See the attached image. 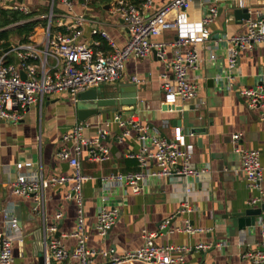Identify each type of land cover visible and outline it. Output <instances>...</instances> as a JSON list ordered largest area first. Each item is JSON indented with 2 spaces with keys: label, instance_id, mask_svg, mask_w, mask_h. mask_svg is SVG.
<instances>
[{
  "label": "crops",
  "instance_id": "1",
  "mask_svg": "<svg viewBox=\"0 0 264 264\" xmlns=\"http://www.w3.org/2000/svg\"><path fill=\"white\" fill-rule=\"evenodd\" d=\"M114 1L108 5L92 6L87 0H72L74 12L70 18L66 17L69 10L60 0L54 3L52 0H23L22 4H10L24 6L37 13L34 20L39 24L28 43L43 47L51 17L52 34L61 32L69 35L72 17L83 15L90 22L84 28L82 41L90 44L94 39L99 40L101 45L96 50L109 54L111 48L107 41L100 36L92 37L91 30L107 32L119 48L126 45L129 29L123 18L112 12ZM131 1L140 6L146 0ZM171 1L154 0L148 15ZM10 6L6 5L7 8ZM210 7H216L218 11L213 22L207 26L211 38L197 46L200 61L189 74L190 80L198 86L195 100L179 101L175 107L166 104L161 75H167L170 80L173 78L169 63L175 51L170 44L177 38V29H167L157 38L168 45L166 61L160 60L155 53L143 59H130L122 81L98 87L102 89L99 98L105 99L112 97L116 85L135 84L131 80L133 77L141 80V83L135 84L138 104L133 114L105 110L84 122L88 125L84 131L87 139L95 140L99 131L108 132L101 144L109 150L108 158L103 162L90 160L88 148H84L80 158L83 173L93 177L83 186L89 249L98 252L112 250L115 256H121L143 247L145 234H155L154 243L157 246L194 248L201 243L223 244L221 248L209 251L187 252L185 264H252L247 255L264 244V214L259 227L240 232L237 237L229 235L232 222L223 219L227 214L252 208L250 200L259 195L248 186L240 157L233 149V135L241 134L240 147L259 151L264 193V108H249L247 100L241 96L245 88L258 90L264 86V43L242 51L233 73L228 70L227 53L229 38L245 34L249 19L264 17V0L194 2L182 13L183 18L191 23L200 22L209 14ZM238 7L248 12L236 14ZM174 19L171 16L168 20L172 22ZM59 23L65 25L61 27L62 31L58 30ZM22 44L27 43L17 40L13 48ZM77 100H73L70 94H56L38 99L17 124L0 119V232L3 230L4 209L12 206L21 224V233L13 247L14 264H40L46 236L58 238L68 254L77 246L78 241L73 237L77 227V204L65 198L71 185L47 187L39 212L34 210L36 203L32 198L19 197L13 192V183L20 174L17 168L19 162L31 164L24 167L23 173L45 180L73 173L68 162L62 161L58 153L63 148H73L71 143L64 144L62 138L80 123V103ZM177 108H182V112ZM186 112L192 116L200 112L201 116L198 115V119L193 116L191 121L178 124L176 121ZM120 113L126 121L134 120L141 126L149 127L152 134L168 140L174 137L175 125L181 127L187 142L194 145L192 164L208 172L191 179L163 178L148 185L145 192L139 195L123 187L105 190L100 177L138 170L135 158L141 151L138 133L132 131L130 136L123 137L125 129L114 121ZM188 188L191 189L190 194L187 193ZM186 202L193 209L190 213H182ZM104 205L108 209L119 210L116 224L105 239L100 238L96 231L97 211ZM57 213L62 214L60 221L55 219ZM166 221L169 225L164 227ZM187 223L196 229L195 233L182 231ZM53 226L57 229L54 234L50 231ZM72 263L74 261L68 257L57 264ZM92 264H107V259L98 253L92 258Z\"/></svg>",
  "mask_w": 264,
  "mask_h": 264
},
{
  "label": "built area",
  "instance_id": "2",
  "mask_svg": "<svg viewBox=\"0 0 264 264\" xmlns=\"http://www.w3.org/2000/svg\"><path fill=\"white\" fill-rule=\"evenodd\" d=\"M12 1L16 0H0V6H6ZM52 1L54 3L55 0ZM60 1L69 10L66 17L70 18L74 12L72 0ZM194 2L206 3L207 0H173L148 15L147 11L153 9L154 0H146L140 6L131 0H115L111 10L123 18L129 29L126 45L119 48L107 32L91 30L92 37L100 36L107 41L111 48L109 54L96 50L101 45L99 40L94 39L90 44L82 41L84 28L90 22L85 16L72 17V25L68 29L71 32L69 35L61 32L53 35L51 17L42 48L33 43L22 44L12 48L0 58V119L17 124L24 119L27 111L38 99L56 94H70L72 99L76 100L80 93L92 88L117 84L125 78L126 63L130 59H143L155 53L160 60L166 61L168 45L158 41L157 38L167 29H177L178 33L176 40L170 44L175 51L173 60L169 63L173 78L170 80L167 75H161L166 104L175 107L179 101L195 100L198 96V86L190 80L189 74L200 61L197 46L203 45L211 38L207 26L213 22L218 11L216 7H210L209 14L202 21L187 22L182 13ZM10 7L26 14L30 13L24 6ZM171 16L175 17L172 22L168 20ZM64 26V23H59L60 28ZM227 42L228 70L233 73L238 66L239 54L242 51L264 43V17L258 20L249 19L247 32L233 36ZM9 53L15 54L18 63L6 62ZM22 73H25V78L22 77ZM131 80L135 84L141 83L138 77H133ZM241 96L247 100L249 108H264V86L258 90L245 88L241 91ZM262 119L264 120L263 114ZM114 121L125 129L123 137L130 136L132 131L138 133L141 151L135 156L138 170L113 173L99 178L105 190L123 187L129 189L132 194L139 195L145 192L148 185L163 178L191 179L201 177L208 172L207 169L196 168L192 164L194 145L187 142L181 127L176 125L173 139L168 140L152 134L149 127L141 126L134 120L126 121L121 114H117ZM87 127V124L80 122L62 138L64 144L73 145L72 150L63 148L58 153V157L68 162L73 169L71 175L45 180L37 175L22 172L25 166L31 164L26 162L17 164L20 174L13 183V192L19 197L32 198L36 203L34 208L36 212L43 207L44 191L50 185H71V190L65 198L77 204V227L73 233V237L78 241L77 246L71 254H68L58 238L53 235L46 236L43 243L45 264H57L68 257L74 261L72 264H92V258L98 253L107 259V264H185L187 252L209 251L223 246L222 243H201L194 248L180 245L157 246L154 243L155 234H145L143 247L127 251L121 256H115L112 250L98 252L89 249L88 235L85 232L83 186L93 180V177L83 173L80 158L84 148H88L90 160L103 162L107 160L109 150L101 144L108 136V132L99 131L98 137L90 140L84 137ZM241 138V134L232 136L233 149L240 157L249 188L259 193L249 202V205L254 207L260 204L264 196L261 187L263 169L260 165V153L240 147ZM190 192L191 189L188 188L187 193ZM183 207L182 213L193 211L187 202ZM3 216V230L0 232V264H14L13 247L21 233V224L12 206L4 209ZM118 217V209H108L105 205L98 209L96 231L100 238L105 239L108 236ZM55 219L60 221L62 214L57 213ZM167 225L169 221H166L164 227ZM50 231L54 234L57 231L56 226L51 227ZM182 231L193 234L196 229L187 223ZM247 257L252 264H264V244L250 252Z\"/></svg>",
  "mask_w": 264,
  "mask_h": 264
},
{
  "label": "water",
  "instance_id": "3",
  "mask_svg": "<svg viewBox=\"0 0 264 264\" xmlns=\"http://www.w3.org/2000/svg\"><path fill=\"white\" fill-rule=\"evenodd\" d=\"M15 2L22 4L23 0L12 1L11 3L14 4ZM7 5H10V3H7ZM236 10V14H239L240 12H248L247 9L241 11L239 7ZM10 50L11 49L7 50V52ZM25 76V73H22V77L25 78ZM101 94L102 91L99 88H92L77 96V101L80 103V108L78 109V118L80 122H86L90 117H94L105 110H121L126 112V114H133L135 112V107L138 104L137 87L135 84L120 83L119 85H116L113 88V94L110 98H99ZM177 111L182 112V108H177ZM198 115L201 116L200 112L196 113V115L193 114L194 118L196 117L197 119L199 118ZM193 116L186 112L183 117L176 122L178 124H182L185 120L189 122L193 119ZM263 214L264 196H262L261 202L258 206L248 208L245 211L227 214L223 219L232 222L229 229V235L231 237H237L240 232H247L250 228L259 227L261 222L260 219H262ZM40 264H45L44 254L40 257Z\"/></svg>",
  "mask_w": 264,
  "mask_h": 264
},
{
  "label": "trees",
  "instance_id": "4",
  "mask_svg": "<svg viewBox=\"0 0 264 264\" xmlns=\"http://www.w3.org/2000/svg\"><path fill=\"white\" fill-rule=\"evenodd\" d=\"M89 1L90 5L98 6L108 5L113 0ZM36 15V12L26 14L19 10L7 8L4 5L0 6V58L7 53V50L13 48L15 41L29 42V38L34 34L35 28L39 24L34 20ZM58 30L62 31L63 29L58 28ZM6 62L9 64L15 63V54L9 53L6 56Z\"/></svg>",
  "mask_w": 264,
  "mask_h": 264
},
{
  "label": "rangeland",
  "instance_id": "5",
  "mask_svg": "<svg viewBox=\"0 0 264 264\" xmlns=\"http://www.w3.org/2000/svg\"><path fill=\"white\" fill-rule=\"evenodd\" d=\"M102 90V89H101ZM94 103V102H93Z\"/></svg>",
  "mask_w": 264,
  "mask_h": 264
}]
</instances>
